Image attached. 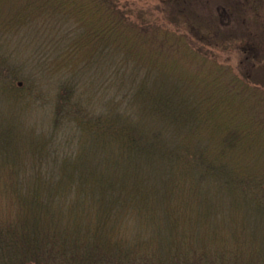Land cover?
<instances>
[{
	"label": "trees",
	"instance_id": "trees-1",
	"mask_svg": "<svg viewBox=\"0 0 264 264\" xmlns=\"http://www.w3.org/2000/svg\"><path fill=\"white\" fill-rule=\"evenodd\" d=\"M169 1L0 0V264H264V41Z\"/></svg>",
	"mask_w": 264,
	"mask_h": 264
},
{
	"label": "rangeland",
	"instance_id": "rangeland-1",
	"mask_svg": "<svg viewBox=\"0 0 264 264\" xmlns=\"http://www.w3.org/2000/svg\"><path fill=\"white\" fill-rule=\"evenodd\" d=\"M183 2L185 4L182 10H188L191 14H196L200 17L208 14L213 18L214 24L222 28L223 31L228 30L229 35L232 34V42L231 39L226 40L229 37L220 36V39H224L226 42H219L220 46H216V49H213L212 52L218 62L232 65L235 69L234 72L243 70L245 67L241 65L239 60L241 57L240 50L245 46V40H248V44H252V40L245 37L244 33H251L256 37L254 40L259 43L264 41V0H183ZM226 5H231V8L227 9ZM135 8L140 13L144 11L151 13V21H154L157 25H160L161 22L156 20L162 17L158 10L159 8L164 11L167 10L173 15H177L179 10L178 6L169 0H135ZM200 27V31L205 38L211 39L210 33H206L207 26L202 24ZM32 60V51L24 53L23 57L17 60L20 61L19 64H26L27 66V69L24 70L27 84L37 81L35 78L40 73L39 68L36 67L37 63Z\"/></svg>",
	"mask_w": 264,
	"mask_h": 264
}]
</instances>
